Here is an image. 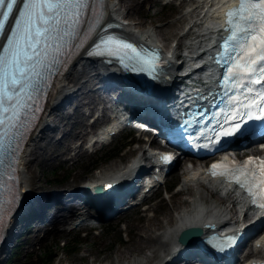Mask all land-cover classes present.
<instances>
[{
  "label": "snow or ice",
  "instance_id": "6c2138e0",
  "mask_svg": "<svg viewBox=\"0 0 264 264\" xmlns=\"http://www.w3.org/2000/svg\"><path fill=\"white\" fill-rule=\"evenodd\" d=\"M19 3L22 7L17 8L18 15H13L18 0H0V34L7 41L0 44L3 49L0 51V147L8 139L7 134L16 131L29 105L35 104V94L46 83L57 61L72 51V37L89 7L88 0H19ZM10 15L14 27L9 34L4 28ZM225 28L229 31L219 43L229 59L221 83L228 81L233 86V95L227 106L225 125H218L217 140L235 133L244 120L264 118V83H261L264 82V0H239L230 6ZM100 43L118 45V50H130L144 59L139 49L127 40L109 37ZM254 159L248 157L235 168L225 165L223 174L243 183L256 199H262L264 161L253 166L249 162ZM217 167L214 162L213 169Z\"/></svg>",
  "mask_w": 264,
  "mask_h": 264
},
{
  "label": "rangeland",
  "instance_id": "374dc122",
  "mask_svg": "<svg viewBox=\"0 0 264 264\" xmlns=\"http://www.w3.org/2000/svg\"><path fill=\"white\" fill-rule=\"evenodd\" d=\"M119 1V7L123 15L127 17L130 14L132 18L142 20L146 25L150 24L152 28L163 24L166 20H174L185 8L184 5V7L179 6L180 0H174L170 4H166L167 0H158L157 2L149 0L147 2L137 3V5L134 4V0ZM131 5H133V8L129 10ZM186 22H183L177 29V33L183 31ZM144 26V24H138L137 27L140 29ZM156 37L163 44L166 43L167 47L177 42L175 35L166 39V33L164 31L157 30ZM186 41V39H182L183 44ZM84 70L89 69L85 66H76L72 69L74 73L73 78L79 76L76 80L75 89L80 91V93L85 92L83 94L85 97L82 100L88 101L94 107L99 97L96 92L89 89L91 88L92 81L96 78L89 73H83ZM77 104L79 105L75 107ZM81 104L82 101H78L77 99L67 104L64 111L68 112L70 110L72 114L68 112L62 114L61 117H55L54 119L58 128L53 131H44V133H41L40 138L28 146L29 152L26 156L28 162L26 163L25 169L30 179V186L33 188L32 193H39L42 197L47 193H66L76 185L84 184L87 180L95 178L94 174L100 171L110 169L112 166L120 167L122 163L130 160L140 151L137 148V144L124 146L130 138L135 139L137 137V134L131 131L123 132L116 136L101 151L87 154L81 153L80 155L75 154L77 149L72 148L69 144L80 143V139L76 136V133L83 128L85 123L91 122V118L81 110ZM94 129L95 127L92 130ZM129 135L131 137L128 139L127 137ZM66 158L69 159L63 162L62 160ZM185 162L182 165L180 164L168 176L166 182L159 188L156 197L150 200V208L145 211V217H142L141 211H143V207H141V210L125 213L120 221L101 223L102 230H94L91 232L78 228L72 231L62 230L60 232L59 230L41 238L40 235L43 234L44 226L48 224L44 222L41 229L34 230L35 235L32 231L21 235L22 238L17 237V239H12L9 248H13L18 243V254L10 262L9 259H6L9 255V252L6 251L0 257V264H92L94 262L120 264L128 261L125 259L119 263L116 259L117 253L124 250L127 245L130 232L125 228L126 225L137 230L140 226L147 225L149 222L161 221L162 224L153 225V229L155 233L160 234L163 240H166L161 235L164 223L167 224L166 210H170V217L174 216L175 212H178L179 209L189 205L192 195L196 194V190H193L191 193L183 192L179 196H172L174 192L183 187V166L188 167L193 162L200 164L202 160L188 158ZM64 195L62 194L60 197L63 198ZM173 201H177L178 203L173 205ZM156 206L158 208L155 209ZM54 213H58V217L53 220L54 223H57L56 225L60 229H63L65 223L64 219L61 218L62 213L57 212L56 209L53 213L51 211L49 215L54 217ZM19 229L20 225L17 226L15 232H18ZM98 251L99 253L96 254ZM166 251L165 249H161L159 256L148 264L159 261L162 257L161 253ZM48 252L50 259H53L51 263H47V259L43 255V253ZM145 252L150 253L151 249L146 248Z\"/></svg>",
  "mask_w": 264,
  "mask_h": 264
},
{
  "label": "bare ground",
  "instance_id": "6f19581e",
  "mask_svg": "<svg viewBox=\"0 0 264 264\" xmlns=\"http://www.w3.org/2000/svg\"><path fill=\"white\" fill-rule=\"evenodd\" d=\"M149 0H134V4L137 3L147 2ZM155 0L154 2H157ZM189 1V0H186ZM208 4L209 0H205ZM224 0H218L216 3L211 4L210 7L206 8L203 0H192L193 3H190L186 6L181 14L175 18L174 20H166L163 24L157 25L156 27L152 28L150 24L146 25L144 21L139 19H134L130 16V14L123 15L121 12V8L119 7V0H108V10L110 15L114 17L117 21L122 24L123 30L132 36L133 38L145 41H152L157 45L164 47L167 52V57L170 60L180 61L183 58V55H195L198 52L207 50L211 45H213V37L215 32L220 27L219 21V9L218 5ZM133 8V5L129 7V10ZM207 9V15L201 16V14ZM130 13V11H129ZM195 13H197L195 15ZM123 21H122V20ZM128 19V20H127ZM127 20V21H125ZM122 21V22H121ZM186 22L185 27L182 32L177 33V29ZM138 24H144L143 28H138ZM157 28V29H156ZM164 31L166 33V39H169L172 35L176 36V44L167 47L166 43H162L157 37L156 32ZM182 39H186L187 41L183 44ZM85 58H82L78 61V64L81 61H84ZM174 62V61H173ZM176 64L172 63L169 65L170 73L169 75L173 76L177 73L175 69ZM192 65L188 66V70L191 69ZM111 70L106 69L105 73L109 74ZM83 73H89L91 76H94V72L90 73V70H84ZM197 73V71H194ZM209 71L205 73V78H208ZM73 72L69 71L68 74L64 79H62L57 85V97L54 102L55 110L61 103L62 98H64L67 94L70 93L67 91L69 87L68 79L72 78ZM207 82V81H205ZM129 84L128 82H125ZM126 87V86H125ZM129 87V86H128ZM132 89V88H127ZM134 90H129V92H133ZM85 92L81 93L82 95ZM85 97V96H82ZM53 116V115H52ZM52 118L43 124L42 128L38 133H36L33 137L32 142L36 141L40 138L41 133H44V130L50 123ZM88 124L85 123L83 128L76 133L78 138L85 137L88 131ZM69 146H71L69 144ZM77 150L83 153V145L79 144L76 146ZM29 148L25 151V154L22 159V177H23V191L30 195L32 193V189L29 182V177L26 173V163L28 162L26 156L28 155ZM149 150L146 148H141L139 158H133L130 165L128 167L125 165L123 168L119 167H110V169H105L100 171L97 174H94V177H97L98 180H109L112 176H116L118 179H121L126 173L132 172V168L137 167V161L149 158ZM39 160L38 157H36ZM69 158L62 160L66 162ZM183 173L184 176L182 178L183 187L177 190L172 194V196H179L183 192L191 193L193 190H196V195L193 197L192 200L189 201V205L186 207H182L178 210V212L170 217V210H166V222L164 223V231L162 236L166 238L163 240L160 234L154 232L153 225L162 224L161 221L159 222H149L147 225L140 226L137 230L133 229L132 227L126 225L125 228L129 230V238L127 239V245L124 250L120 251L116 255V259L120 262L124 261L120 264H148L155 258L159 256V251L161 249L167 250L166 252H162L161 259L156 263L152 264H167L170 260V256H176L178 252H180L177 248L178 244V235L180 232L185 228L191 226H205L207 222L221 224L227 220H232L235 217H240L242 212L244 216H248V209H245L246 203L242 199V197L237 194L235 189L232 188L231 185L227 183L220 182L218 180H211L204 172L203 169H188L183 166ZM193 183V184H192ZM213 198V199H212ZM177 201H173L172 204H177ZM122 204V203H121ZM166 204V202H165ZM239 206L242 212L238 213L235 208ZM158 206L155 207V209ZM76 208H70V212L68 214H73ZM138 210H141L140 206L137 207ZM142 217H145V208L142 209ZM39 229L41 225L38 226ZM53 231H59L58 229H54ZM34 235L36 234L35 231ZM262 248L261 251L264 250V233L262 234L261 240ZM168 246V247H167ZM146 248H150L151 252H145ZM136 252V254H135ZM96 252V254H98ZM142 253V254H139ZM135 255V256H134ZM97 256V255H95ZM134 256L133 260L132 257ZM173 256V257H174ZM105 260V258H104Z\"/></svg>",
  "mask_w": 264,
  "mask_h": 264
},
{
  "label": "water",
  "instance_id": "95a60500",
  "mask_svg": "<svg viewBox=\"0 0 264 264\" xmlns=\"http://www.w3.org/2000/svg\"><path fill=\"white\" fill-rule=\"evenodd\" d=\"M202 232V230L200 228H192V229H187L183 232L182 236L180 237V239L184 242L187 241L188 238H190V236L192 235H200Z\"/></svg>",
  "mask_w": 264,
  "mask_h": 264
},
{
  "label": "trees",
  "instance_id": "16d2710c",
  "mask_svg": "<svg viewBox=\"0 0 264 264\" xmlns=\"http://www.w3.org/2000/svg\"><path fill=\"white\" fill-rule=\"evenodd\" d=\"M43 254L45 255V257L47 259V261H46L47 263H49V262L51 263L53 261L52 258L50 259V255L49 254H46V253H43ZM12 255H14V252L12 253Z\"/></svg>",
  "mask_w": 264,
  "mask_h": 264
}]
</instances>
